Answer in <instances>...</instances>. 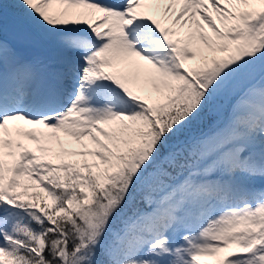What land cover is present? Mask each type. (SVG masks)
<instances>
[{
    "label": "snow or ice",
    "instance_id": "obj_1",
    "mask_svg": "<svg viewBox=\"0 0 264 264\" xmlns=\"http://www.w3.org/2000/svg\"><path fill=\"white\" fill-rule=\"evenodd\" d=\"M0 264H264V0H0Z\"/></svg>",
    "mask_w": 264,
    "mask_h": 264
}]
</instances>
